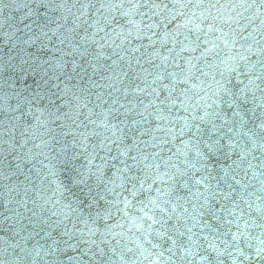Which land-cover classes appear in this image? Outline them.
<instances>
[{"label":"snow or ice","instance_id":"snow-or-ice-1","mask_svg":"<svg viewBox=\"0 0 264 264\" xmlns=\"http://www.w3.org/2000/svg\"><path fill=\"white\" fill-rule=\"evenodd\" d=\"M0 264H264V0H0Z\"/></svg>","mask_w":264,"mask_h":264}]
</instances>
